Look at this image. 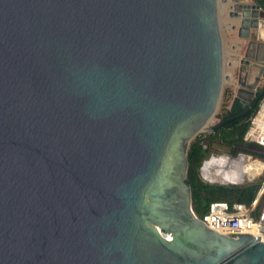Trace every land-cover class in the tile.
I'll list each match as a JSON object with an SVG mask.
<instances>
[{"label": "water", "instance_id": "95a60500", "mask_svg": "<svg viewBox=\"0 0 264 264\" xmlns=\"http://www.w3.org/2000/svg\"><path fill=\"white\" fill-rule=\"evenodd\" d=\"M227 3L236 115L207 125ZM263 18L258 0H0V264H264L186 181L190 141L264 94Z\"/></svg>", "mask_w": 264, "mask_h": 264}, {"label": "built area", "instance_id": "2783aa9c", "mask_svg": "<svg viewBox=\"0 0 264 264\" xmlns=\"http://www.w3.org/2000/svg\"><path fill=\"white\" fill-rule=\"evenodd\" d=\"M243 140L261 148L235 153L233 148L216 151L203 143L207 153L198 166V177L207 184L258 182L253 199L248 204L212 201L201 216L193 213L211 230L230 237L249 234L253 236L250 239L264 242V99L251 115Z\"/></svg>", "mask_w": 264, "mask_h": 264}, {"label": "trees", "instance_id": "16d2710c", "mask_svg": "<svg viewBox=\"0 0 264 264\" xmlns=\"http://www.w3.org/2000/svg\"><path fill=\"white\" fill-rule=\"evenodd\" d=\"M259 5L264 9V0H258ZM264 99V94L260 100ZM260 100L255 104L250 113L243 116L234 117L231 120L223 123L215 130L200 133L196 135L189 143L186 160V181L190 187L191 193V208L198 216L204 214L208 208V204L212 201H227L229 203L241 202L249 203L258 188V182L244 184H207L198 177V166L202 159L206 156V149L203 143L211 144L217 142L226 145L228 148H233L236 152H251V149H260L261 147L253 142L243 140L249 119L256 111ZM220 119L226 118L227 108H223ZM253 153V152H252ZM260 156V155H259Z\"/></svg>", "mask_w": 264, "mask_h": 264}, {"label": "rangeland", "instance_id": "374dc122", "mask_svg": "<svg viewBox=\"0 0 264 264\" xmlns=\"http://www.w3.org/2000/svg\"><path fill=\"white\" fill-rule=\"evenodd\" d=\"M228 3L220 5L218 9V25L219 32L221 36L222 50H223V60L224 67L223 72L228 75L227 79H223L222 87H221V95L218 107L214 114V117L211 119L209 124H215L220 120V115L222 114L223 108H228L229 103L235 93L237 88V73H238V65L240 58L243 57L244 53V44L239 45L238 49H232V44H237V40L241 41L236 35L238 25L235 24L234 17H230L228 15ZM236 20V19H235ZM233 22V23H232ZM231 24L235 25V29L233 30L230 26ZM228 62L230 65H228ZM207 133V132H200ZM198 135V134H197ZM211 149L216 151H230L226 145L219 144L217 142H212L208 145Z\"/></svg>", "mask_w": 264, "mask_h": 264}, {"label": "bare ground", "instance_id": "6f19581e", "mask_svg": "<svg viewBox=\"0 0 264 264\" xmlns=\"http://www.w3.org/2000/svg\"><path fill=\"white\" fill-rule=\"evenodd\" d=\"M234 21H235V19H234ZM239 22L240 21H237L235 24L239 25ZM251 29L253 30L254 35L264 37V21H262V23L260 25H256L254 28H250L249 30H251ZM209 122L206 124L209 125Z\"/></svg>", "mask_w": 264, "mask_h": 264}, {"label": "flooded vegetation", "instance_id": "af4514ba", "mask_svg": "<svg viewBox=\"0 0 264 264\" xmlns=\"http://www.w3.org/2000/svg\"><path fill=\"white\" fill-rule=\"evenodd\" d=\"M253 98H254V97H253ZM253 107H254V106H253ZM252 109H253V108H252ZM252 109H250V112H251ZM239 112H240V111H239ZM250 112H249V113H250ZM235 115H236V113H230V114H227V115H226V118H224V119L231 118V117H233V116H235ZM220 120H222V119H220Z\"/></svg>", "mask_w": 264, "mask_h": 264}]
</instances>
